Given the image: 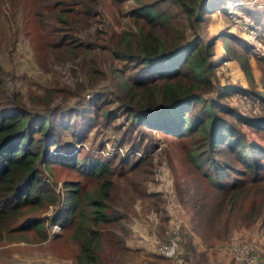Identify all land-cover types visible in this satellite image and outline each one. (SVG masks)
<instances>
[{"label": "rangeland", "instance_id": "374dc122", "mask_svg": "<svg viewBox=\"0 0 264 264\" xmlns=\"http://www.w3.org/2000/svg\"><path fill=\"white\" fill-rule=\"evenodd\" d=\"M221 1L222 8L207 15L204 32L205 38L214 35L211 60L217 65L212 85L218 90L236 88L219 100L251 122L258 118L264 122V9L255 20L259 26L255 36L246 38L233 26L235 6L243 8V4L239 0ZM87 4L93 9L89 18ZM135 5L136 0H0V108L18 104L31 111L52 109L58 114L71 106L65 113L84 136L73 142L78 157H110L106 162L108 171L100 177L84 176L56 163L41 169L42 179L57 197L63 194L66 181L77 183L80 195L87 193L89 198L102 180H110L108 197L103 201V211L110 220L95 224L88 221L101 232L96 259L88 264H168L156 252V246L172 232L191 229L187 187L197 183L202 188L198 197L211 198L208 180L201 174L204 168L189 160L190 148L197 139L175 137L127 121L113 94V79L107 69H124L130 64L110 57L108 48L116 43L121 30L134 27L129 11ZM87 32H95L92 39L97 45L90 56L80 51L81 45L90 41ZM229 33L242 45L231 42ZM223 42L241 54L244 45L248 47L244 55L250 63L252 84ZM69 43L75 46L70 53L64 46ZM87 60L101 70L98 76L87 71ZM98 91L104 97L98 106L105 102L101 110L114 111V117H104L99 109L86 104L91 93ZM218 114L231 121L249 143L264 148L262 123L247 125L229 113ZM64 134L67 139H77H72L68 130ZM134 141L140 143L138 149L131 146ZM114 154L126 155L129 161L122 164L111 158ZM140 157L145 159L137 161ZM230 163L238 165L234 160ZM255 172L250 177L262 178V182L257 181L262 190L259 196L243 201L242 209L247 213L252 201L255 207L262 204L258 212L264 211V169ZM54 206L53 201L45 200L27 207L9 229L0 231V264H76L79 248L70 237L72 227L49 223ZM30 215L41 218L43 229L15 228L20 219ZM259 222L258 217L248 226L233 228L225 240L219 239L206 251L209 262H220L231 244L254 241L259 261L264 264V226L260 230ZM194 244L203 249L197 241ZM179 245L183 251L180 240ZM186 263L190 264L188 260Z\"/></svg>", "mask_w": 264, "mask_h": 264}, {"label": "trees", "instance_id": "16d2710c", "mask_svg": "<svg viewBox=\"0 0 264 264\" xmlns=\"http://www.w3.org/2000/svg\"><path fill=\"white\" fill-rule=\"evenodd\" d=\"M136 1L137 5L129 11L134 27L121 30L116 43L108 48L110 57L130 66L124 69L111 66L106 72L112 75L113 94H116L127 121L175 137L197 139L190 148L189 160L196 167L204 168L201 174L208 180L211 198L198 197L202 188L197 183L192 188L187 187L192 210L191 229L181 232L180 243L190 264H211L206 250L195 249L188 232H193L209 249L219 239L228 238L233 228L248 226L258 217V228L261 230L264 226V211L258 212L262 204L255 207L252 201L248 213L242 209L245 199L261 193L257 181L262 182V178L250 176L264 169V148L245 140L240 130L218 113H229L237 121L252 126L264 125V122L262 118L251 122L219 100L236 88L218 90L212 85L211 76L217 65L211 60L214 35L204 37L205 23L209 13L222 8L223 1ZM91 9V4H87V18L92 15ZM247 12L255 20L263 14L261 10L248 9ZM59 15L63 16V13L59 12ZM94 35L95 32H87L90 41L85 46L79 44L80 51L89 56L97 46L92 39ZM227 36L234 44L242 45L234 35L229 33ZM64 46L68 53L75 47L71 43ZM223 47L237 61L247 82L252 84L250 63L244 55L248 47L244 45V54L238 53L228 42H223ZM87 71L98 73L97 76L101 72L88 60ZM213 91L214 95H210ZM103 99L101 92L91 93L86 104L99 109L104 117H114V111L101 110L105 102L98 106L97 102ZM48 110L31 111L18 104L0 108V231L9 229L23 209L45 200L53 201L55 206L49 223L72 227L70 237L79 248L75 263L88 264L96 259L95 250L101 235L100 230L90 226L88 221L95 224L110 220L103 211L110 180H102L89 198L87 193L80 195L77 183L66 181L63 194L57 197L42 179L41 169L56 163L84 176L100 177L108 171L106 162L110 157L79 158L73 142L84 136L65 113L71 106L64 107L58 114ZM66 130L72 139H77H67ZM139 145L138 141L131 143L134 149ZM127 157L114 154L111 158L124 164L129 161ZM143 159L145 157L136 158L137 161ZM230 160L239 166L234 167ZM18 222L15 228L43 229L38 216L30 215ZM235 263L225 252L222 261L216 264Z\"/></svg>", "mask_w": 264, "mask_h": 264}, {"label": "built area", "instance_id": "2783aa9c", "mask_svg": "<svg viewBox=\"0 0 264 264\" xmlns=\"http://www.w3.org/2000/svg\"><path fill=\"white\" fill-rule=\"evenodd\" d=\"M242 6H235V18L233 26L244 37L253 38L258 30V22L247 12L250 10H263L264 0H239ZM56 226V225H52ZM180 232H172L167 240L160 242L156 246V252L168 260V264H187L180 250ZM226 252L240 264H263L259 261L258 246L254 241H243L234 243L226 247Z\"/></svg>", "mask_w": 264, "mask_h": 264}, {"label": "crops", "instance_id": "0c3cea01", "mask_svg": "<svg viewBox=\"0 0 264 264\" xmlns=\"http://www.w3.org/2000/svg\"><path fill=\"white\" fill-rule=\"evenodd\" d=\"M189 234H190V236H191V241H192V244H194V242L195 241H197V245L198 246H200V247H203V249H201V248H198V247H196L195 246V244H194V246H195V249H197V250H199V249H201L200 251H202V250H208V249H206L205 248V246L203 245V243L200 241V239L193 233V232H188ZM180 237H181V233H180ZM223 258V257H222ZM208 260H209V258H208ZM222 261V260H221ZM220 261V262H221ZM219 263V262H218ZM216 264V263H215Z\"/></svg>", "mask_w": 264, "mask_h": 264}, {"label": "clouds", "instance_id": "9594fccd", "mask_svg": "<svg viewBox=\"0 0 264 264\" xmlns=\"http://www.w3.org/2000/svg\"><path fill=\"white\" fill-rule=\"evenodd\" d=\"M52 224H55V223H52Z\"/></svg>", "mask_w": 264, "mask_h": 264}]
</instances>
